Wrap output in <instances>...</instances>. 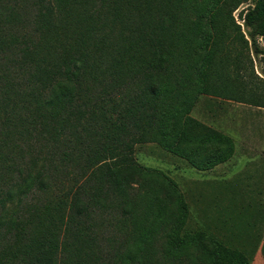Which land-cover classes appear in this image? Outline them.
<instances>
[{
  "label": "trees",
  "instance_id": "1",
  "mask_svg": "<svg viewBox=\"0 0 264 264\" xmlns=\"http://www.w3.org/2000/svg\"><path fill=\"white\" fill-rule=\"evenodd\" d=\"M240 1L0 0V264H248L180 234L175 183L132 157L143 142L197 170L231 156L190 110L200 95L264 107L215 86L220 8L234 25ZM243 21L264 41V0ZM147 181L160 195L133 204Z\"/></svg>",
  "mask_w": 264,
  "mask_h": 264
},
{
  "label": "rangeland",
  "instance_id": "2",
  "mask_svg": "<svg viewBox=\"0 0 264 264\" xmlns=\"http://www.w3.org/2000/svg\"><path fill=\"white\" fill-rule=\"evenodd\" d=\"M253 2L241 0L231 10L234 25L222 13L227 7L220 8L214 47L224 50L226 57L217 54L212 67L217 74L215 86L222 81L230 94L246 101L250 96L241 91L243 85L252 91L253 100L264 102V41L243 21ZM190 115L229 137L233 149L229 161L204 172L153 142L135 144L132 157L175 183L186 212L180 234L203 233L240 252L248 264H264V107L200 95ZM147 186L160 195L155 183L143 182L133 204L148 196ZM168 205L173 207L174 201Z\"/></svg>",
  "mask_w": 264,
  "mask_h": 264
},
{
  "label": "crops",
  "instance_id": "3",
  "mask_svg": "<svg viewBox=\"0 0 264 264\" xmlns=\"http://www.w3.org/2000/svg\"><path fill=\"white\" fill-rule=\"evenodd\" d=\"M194 117V116H193ZM200 121H202L203 123H204V121L203 120H201V119H199ZM230 160V158L227 160V161H229ZM224 163H226V161H224V162H221V163H218V164H216V165H214L212 168H210V169H208V170H212V169H215L216 167H219L220 165L222 166ZM204 172H207L206 170H204Z\"/></svg>",
  "mask_w": 264,
  "mask_h": 264
}]
</instances>
